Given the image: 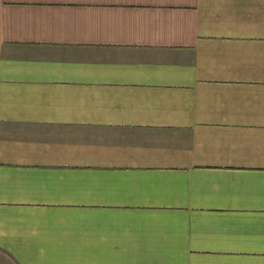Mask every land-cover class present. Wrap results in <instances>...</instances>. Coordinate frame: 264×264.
Here are the masks:
<instances>
[{
	"label": "crops",
	"instance_id": "0c3cea01",
	"mask_svg": "<svg viewBox=\"0 0 264 264\" xmlns=\"http://www.w3.org/2000/svg\"><path fill=\"white\" fill-rule=\"evenodd\" d=\"M0 264H264V0H0Z\"/></svg>",
	"mask_w": 264,
	"mask_h": 264
}]
</instances>
